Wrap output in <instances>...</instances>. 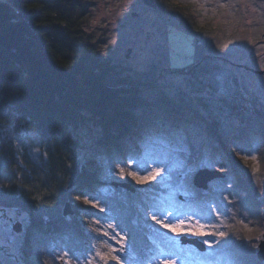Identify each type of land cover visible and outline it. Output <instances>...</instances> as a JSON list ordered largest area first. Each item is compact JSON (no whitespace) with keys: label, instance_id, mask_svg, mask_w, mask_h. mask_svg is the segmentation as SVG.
Listing matches in <instances>:
<instances>
[{"label":"rangeland","instance_id":"obj_1","mask_svg":"<svg viewBox=\"0 0 264 264\" xmlns=\"http://www.w3.org/2000/svg\"><path fill=\"white\" fill-rule=\"evenodd\" d=\"M81 1L86 11L81 24L83 39L95 49L99 61L110 68L104 84L118 89L132 86L133 91H144L143 95L155 104V108L134 111L138 125L120 141L126 150L124 168L117 165L107 168L106 156L92 140L95 131L88 128V121L85 128L79 129L75 145L80 146L78 151L82 159L93 161L97 166L103 164L107 176L91 196L80 200V206L74 207L75 203L67 198L62 208L63 212L66 204L69 205L70 212L65 217L80 227L85 243L80 240L70 247L57 244L37 247L28 259L34 264H161L162 257L171 256L174 264H231L216 248L212 237L225 232L227 222L250 237L252 230L247 212L239 208L233 213L232 200L222 178L208 183L205 190L196 188L192 180L199 170L217 171L225 177L227 172L235 175L248 164L253 169L255 165L253 160L208 136L205 124L196 115L208 119L215 117L221 122V131H227L239 120L217 103V98L225 97L264 110V72L259 73L264 71V0H191L194 8L189 11L199 26L207 27L204 34L208 37L198 33L194 37L190 35L186 15L183 18L177 8L175 11L172 4H164L161 0H152L154 7L145 5L142 0ZM185 1L177 0L175 4ZM0 2L6 4L9 0ZM9 10L18 13L13 8ZM197 38L203 39L201 45L205 40L207 48L215 43L218 47L212 52L210 49L211 53L208 50L202 53ZM222 39L226 44L221 45ZM205 62L208 66L202 75L204 82L200 83L198 91H193L198 93L193 103L196 107L191 104L189 109L163 103L156 89L148 88L151 85L162 88L178 102L179 92H186V86L193 81L188 76L191 65L195 67ZM43 63L48 66L45 57ZM215 63L231 69L233 75L227 84L223 81L225 78L214 76L212 66ZM180 68L183 74H178L182 72ZM199 99L207 104V111L202 109ZM176 107L180 113L172 111ZM145 116L151 119L146 122ZM2 133L20 158L27 155L35 166L45 161L41 142L32 132L5 129ZM251 147L253 150L261 147L260 141L256 140ZM254 157L252 153L251 158ZM157 172L159 175H155ZM254 181L256 194L264 195V183L257 172ZM113 183H128L135 192L115 187ZM197 191L207 197L199 198ZM111 196L135 209L136 215L131 221L134 227L142 230L145 243L141 245L145 250L140 255L133 253L125 229L106 210L103 198ZM88 207L92 212H86ZM93 210L106 213L110 218L101 219ZM153 215L175 231L156 223ZM28 223L25 211L0 208V264H30L22 251ZM17 226L18 232L15 231ZM193 232L197 234H191ZM182 238L196 239L204 250L183 244ZM261 240H264L263 234L252 243V256L256 259Z\"/></svg>","mask_w":264,"mask_h":264},{"label":"trees","instance_id":"obj_2","mask_svg":"<svg viewBox=\"0 0 264 264\" xmlns=\"http://www.w3.org/2000/svg\"><path fill=\"white\" fill-rule=\"evenodd\" d=\"M175 1L161 0L164 4H172L174 10L177 8L183 18L186 15L190 35L208 37L204 34L207 27L199 26L189 11L194 8V2L186 0L176 5ZM10 8L18 13H11ZM85 12L81 0L0 2V208H14L28 214L22 251L30 264L35 262L28 259L29 254L37 247L49 244L70 247L80 240L85 243L84 233L63 215L62 208L67 198L75 203L74 207L80 206V200L91 196L107 176L103 164L97 166L93 161L82 159L78 151L80 146L75 145L79 129L85 128L88 121V128L95 131L92 140L106 156L107 163H103L108 169L112 165L124 168L126 150L120 141L138 125L134 111L155 108V104L143 95L144 91H133L132 86L118 89L104 84L110 68L99 61L95 49L83 39L81 24ZM197 39L202 53L206 50L211 53L218 47L215 43L207 48L205 40L201 45L203 39ZM220 42L226 44L224 39ZM43 57L48 66L43 63ZM191 66L188 76L193 81L186 86V92L177 95L180 101H174L169 92L155 85L148 88L156 89L163 103L189 109L196 107L193 103L198 99L196 93L200 83L204 82L202 75L207 72L208 63ZM180 71L178 74L184 73L183 68ZM212 71L216 78H225L226 84L233 75L230 68L218 63L212 66ZM232 82L236 85L235 78ZM75 86L80 89L76 90ZM194 89L197 91L193 92ZM236 94L242 96L240 92ZM199 101L202 109L207 111V104ZM216 102L235 114L239 123L221 131L218 119L204 118L197 113L208 136L253 160L257 170L248 164L235 175L227 172L221 180L227 185L233 213L239 208L247 212L252 234L248 237L227 222L223 235L214 236L212 240L231 264H263L252 256L251 249L254 240L264 235V195H257L253 187L256 172L264 183V110L225 97L217 98ZM172 111L180 113L181 110L176 107ZM150 119L144 117L146 122ZM5 129L9 132L30 131L38 136L45 161L35 166L27 155L20 158L14 146L4 138L2 132ZM256 140L260 141L261 147L253 150L251 146ZM252 153H255L253 159ZM256 187L259 188L260 184ZM197 193L199 198L207 197L201 191ZM103 201L107 212L125 229L133 253L140 255L145 250L141 245L145 243L142 230L134 227L131 221L136 215L135 209L130 204L124 205L116 196L105 197ZM87 211L92 212V208L88 207ZM94 213L104 220L110 218L106 213Z\"/></svg>","mask_w":264,"mask_h":264},{"label":"water","instance_id":"obj_3","mask_svg":"<svg viewBox=\"0 0 264 264\" xmlns=\"http://www.w3.org/2000/svg\"><path fill=\"white\" fill-rule=\"evenodd\" d=\"M143 3L145 5H148L150 7H154V4L152 2V0H142ZM264 71H260L259 73H263ZM224 176L217 171H210V170H199L193 177V185L198 188V189H202L205 190L208 186V183H210L213 180L219 179V178H223ZM112 185H114L115 187H120L125 189L126 191L130 192V193H134L135 192V188L133 186H131L128 183H113ZM69 205L66 204V206L64 207V216L67 215V213H69ZM20 230L19 226L15 227V231L18 232ZM182 243L186 244L189 243L191 245H194L198 250L202 251L204 250L203 245L197 241L196 239H189V238H182ZM257 259L260 261H264V240H261L258 244V251H257Z\"/></svg>","mask_w":264,"mask_h":264},{"label":"snow or ice","instance_id":"obj_4","mask_svg":"<svg viewBox=\"0 0 264 264\" xmlns=\"http://www.w3.org/2000/svg\"><path fill=\"white\" fill-rule=\"evenodd\" d=\"M155 175H159V173L157 172V173H155ZM152 219L154 221H156V223L161 224L162 227L168 229L169 231H175V229L173 227H171L169 224L163 223L162 220L157 219L156 215H153ZM191 234L196 235L197 233L196 232H193ZM221 235H223V234H221ZM204 242L206 244L209 243L207 240H205ZM209 247H211V244H209ZM170 262H171V264H174L173 258L171 256L170 257H167V258H165V257H162L161 258V264H170Z\"/></svg>","mask_w":264,"mask_h":264}]
</instances>
